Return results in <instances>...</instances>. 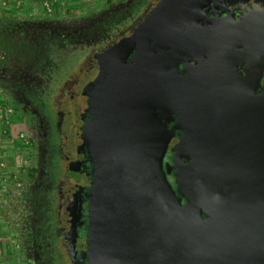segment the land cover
Here are the masks:
<instances>
[{"label": "water", "instance_id": "95a60500", "mask_svg": "<svg viewBox=\"0 0 264 264\" xmlns=\"http://www.w3.org/2000/svg\"><path fill=\"white\" fill-rule=\"evenodd\" d=\"M133 44L100 69L81 132L94 162L88 264H264V99L171 81L147 35ZM166 107L187 110L171 165L154 116Z\"/></svg>", "mask_w": 264, "mask_h": 264}, {"label": "flooded vegetation", "instance_id": "af4514ba", "mask_svg": "<svg viewBox=\"0 0 264 264\" xmlns=\"http://www.w3.org/2000/svg\"><path fill=\"white\" fill-rule=\"evenodd\" d=\"M47 21H13L9 33L32 41L39 54L0 61V98L27 117L36 148L35 166L25 176L27 192L13 198L19 208L15 234L24 264H88L94 162L81 132L94 115L100 69L125 49L130 57L133 43L147 35L165 56L163 77L264 99V0H120L83 22ZM171 107L166 113L154 109L171 135L163 158L170 165L172 146L187 134V110L179 117ZM166 178L173 179V170Z\"/></svg>", "mask_w": 264, "mask_h": 264}, {"label": "rangeland", "instance_id": "374dc122", "mask_svg": "<svg viewBox=\"0 0 264 264\" xmlns=\"http://www.w3.org/2000/svg\"><path fill=\"white\" fill-rule=\"evenodd\" d=\"M119 1L0 0V11L16 22L32 19L41 23L48 20V24L67 22L70 25V21L83 22L106 6ZM64 60V67L69 69L71 61L67 57ZM27 121V117L13 110L7 97L0 98V264L25 262L19 253L15 234L14 224L19 208L18 202L13 198L21 191L27 192L28 182L25 176L36 163L33 132ZM168 181L171 182L169 179Z\"/></svg>", "mask_w": 264, "mask_h": 264}, {"label": "trees", "instance_id": "16d2710c", "mask_svg": "<svg viewBox=\"0 0 264 264\" xmlns=\"http://www.w3.org/2000/svg\"><path fill=\"white\" fill-rule=\"evenodd\" d=\"M13 21L14 19L7 16L5 13H0V61H2L3 56L13 55L24 57L26 55L29 57L36 53V46L32 41L22 37L18 38L9 33V28L14 23ZM48 49H51V46H49ZM52 53L53 51H51V53L47 51L46 55L49 54L54 56L53 58L55 59V53ZM37 54H39V52L36 53V55Z\"/></svg>", "mask_w": 264, "mask_h": 264}, {"label": "built area", "instance_id": "2783aa9c", "mask_svg": "<svg viewBox=\"0 0 264 264\" xmlns=\"http://www.w3.org/2000/svg\"><path fill=\"white\" fill-rule=\"evenodd\" d=\"M3 188H5V186H2Z\"/></svg>", "mask_w": 264, "mask_h": 264}]
</instances>
